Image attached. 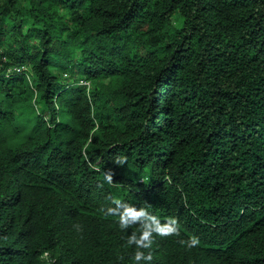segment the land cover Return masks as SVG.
<instances>
[{"label":"trees","instance_id":"obj_1","mask_svg":"<svg viewBox=\"0 0 264 264\" xmlns=\"http://www.w3.org/2000/svg\"><path fill=\"white\" fill-rule=\"evenodd\" d=\"M0 264H264V0H0Z\"/></svg>","mask_w":264,"mask_h":264},{"label":"clouds","instance_id":"obj_2","mask_svg":"<svg viewBox=\"0 0 264 264\" xmlns=\"http://www.w3.org/2000/svg\"><path fill=\"white\" fill-rule=\"evenodd\" d=\"M192 244L194 245V244H196L198 241L196 240V239H193L192 241ZM142 254H140V253H138L137 254V259H140V256H141ZM150 258V257H149Z\"/></svg>","mask_w":264,"mask_h":264},{"label":"rangeland","instance_id":"obj_3","mask_svg":"<svg viewBox=\"0 0 264 264\" xmlns=\"http://www.w3.org/2000/svg\"><path fill=\"white\" fill-rule=\"evenodd\" d=\"M82 82V81H81ZM107 82V81H106Z\"/></svg>","mask_w":264,"mask_h":264}]
</instances>
